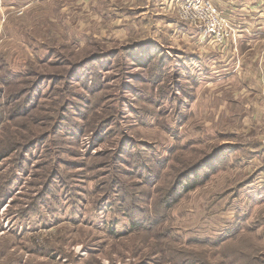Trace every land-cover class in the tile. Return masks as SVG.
I'll list each match as a JSON object with an SVG mask.
<instances>
[{"label": "rangeland", "instance_id": "rangeland-1", "mask_svg": "<svg viewBox=\"0 0 264 264\" xmlns=\"http://www.w3.org/2000/svg\"><path fill=\"white\" fill-rule=\"evenodd\" d=\"M245 1L0 0V264H264Z\"/></svg>", "mask_w": 264, "mask_h": 264}, {"label": "built area", "instance_id": "built-area-1", "mask_svg": "<svg viewBox=\"0 0 264 264\" xmlns=\"http://www.w3.org/2000/svg\"><path fill=\"white\" fill-rule=\"evenodd\" d=\"M192 8L194 9H191V12L196 13L200 19L212 18L215 20V17H217V10L209 2L197 3ZM205 33L207 36L216 39L220 44L229 37V34L227 33V30L224 29L223 25H220L219 27L212 25L210 29H205Z\"/></svg>", "mask_w": 264, "mask_h": 264}, {"label": "crops", "instance_id": "crops-1", "mask_svg": "<svg viewBox=\"0 0 264 264\" xmlns=\"http://www.w3.org/2000/svg\"><path fill=\"white\" fill-rule=\"evenodd\" d=\"M235 1V4L236 5H233V9H235V11H237V10H239V9H242V2H241V0H234ZM246 2V1H245ZM247 4H246V6H250V8H254L255 9V7H254V3H256V6L259 8V11L260 10H263L264 9V0H247V2H246ZM239 4V5H238ZM239 8V9H238ZM249 8V10H251ZM251 13V12H250ZM247 28V27H246ZM252 33H255V34H264V29H261V30H256V31H252ZM249 34V33H248ZM254 44V43H253ZM253 44H251V46L253 45ZM246 45L248 46L249 44H248V42H246ZM250 46V45H249Z\"/></svg>", "mask_w": 264, "mask_h": 264}, {"label": "trees", "instance_id": "trees-1", "mask_svg": "<svg viewBox=\"0 0 264 264\" xmlns=\"http://www.w3.org/2000/svg\"><path fill=\"white\" fill-rule=\"evenodd\" d=\"M203 166V165H202ZM200 167H196L194 170H197V169H199Z\"/></svg>", "mask_w": 264, "mask_h": 264}]
</instances>
